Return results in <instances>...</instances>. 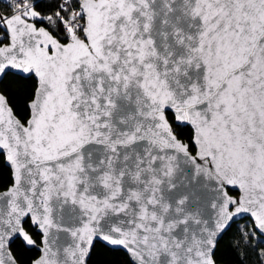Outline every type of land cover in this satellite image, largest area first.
Listing matches in <instances>:
<instances>
[{
  "label": "snow or ice",
  "instance_id": "6c2138e0",
  "mask_svg": "<svg viewBox=\"0 0 264 264\" xmlns=\"http://www.w3.org/2000/svg\"><path fill=\"white\" fill-rule=\"evenodd\" d=\"M0 264H264V0H0Z\"/></svg>",
  "mask_w": 264,
  "mask_h": 264
},
{
  "label": "trees",
  "instance_id": "16d2710c",
  "mask_svg": "<svg viewBox=\"0 0 264 264\" xmlns=\"http://www.w3.org/2000/svg\"><path fill=\"white\" fill-rule=\"evenodd\" d=\"M247 223L246 221H239L234 224L231 230L224 236L223 244L220 246V255L222 259L234 261L236 259L235 253L232 252L231 248L229 247L234 238H236L239 234L240 227ZM22 255L21 259L24 258L23 250H20ZM29 255H34V253H29Z\"/></svg>",
  "mask_w": 264,
  "mask_h": 264
},
{
  "label": "water",
  "instance_id": "95a60500",
  "mask_svg": "<svg viewBox=\"0 0 264 264\" xmlns=\"http://www.w3.org/2000/svg\"><path fill=\"white\" fill-rule=\"evenodd\" d=\"M239 222V221H238Z\"/></svg>",
  "mask_w": 264,
  "mask_h": 264
}]
</instances>
